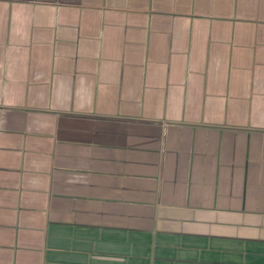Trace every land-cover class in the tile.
Returning <instances> with one entry per match:
<instances>
[{
  "label": "crops",
  "instance_id": "obj_1",
  "mask_svg": "<svg viewBox=\"0 0 264 264\" xmlns=\"http://www.w3.org/2000/svg\"><path fill=\"white\" fill-rule=\"evenodd\" d=\"M0 264H264V0H0Z\"/></svg>",
  "mask_w": 264,
  "mask_h": 264
}]
</instances>
